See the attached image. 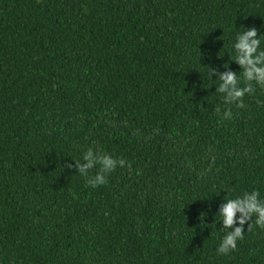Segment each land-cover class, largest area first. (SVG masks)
Masks as SVG:
<instances>
[{
    "label": "trees",
    "instance_id": "obj_1",
    "mask_svg": "<svg viewBox=\"0 0 264 264\" xmlns=\"http://www.w3.org/2000/svg\"><path fill=\"white\" fill-rule=\"evenodd\" d=\"M253 26L264 0H0V264H264L259 226L217 252L221 205L264 200V89L210 76ZM89 149L126 164L88 186Z\"/></svg>",
    "mask_w": 264,
    "mask_h": 264
},
{
    "label": "clouds",
    "instance_id": "obj_2",
    "mask_svg": "<svg viewBox=\"0 0 264 264\" xmlns=\"http://www.w3.org/2000/svg\"><path fill=\"white\" fill-rule=\"evenodd\" d=\"M259 36L255 26L237 35L234 44L236 55L233 61L242 69L239 75L232 70L220 74L211 68L210 76L215 73L220 77L217 91L222 95L227 105L244 108L246 107L244 97L255 94L254 84L264 89V50H259L261 44ZM241 75L243 81H241ZM215 111L220 114V107L217 106ZM231 118L232 111L229 108L224 111L223 119ZM125 164L124 159H116L109 154L89 149L83 156V162L75 161V168L79 175L88 177L90 170L99 165L96 175L87 179L88 186L97 187L107 183L108 173L115 171L118 166H125ZM66 167L72 168L73 165L67 164ZM128 167L130 168L131 165L129 164ZM238 214L239 218L237 219ZM218 215L222 218L223 227L230 231L224 236L217 252L220 255H227L237 249L238 241L244 239L246 224H249L247 229L249 232L253 230L254 225L264 229V200L260 199L258 191H252L241 197L226 200L221 205ZM237 224H239L238 227Z\"/></svg>",
    "mask_w": 264,
    "mask_h": 264
}]
</instances>
